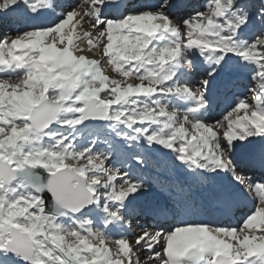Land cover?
Masks as SVG:
<instances>
[{
  "label": "snow or ice",
  "instance_id": "1",
  "mask_svg": "<svg viewBox=\"0 0 264 264\" xmlns=\"http://www.w3.org/2000/svg\"><path fill=\"white\" fill-rule=\"evenodd\" d=\"M115 3L0 0V264H264V0H204L175 20L171 0L110 19L103 10ZM85 23L99 60L73 44ZM197 55L208 69L198 85ZM105 57L124 80L104 74ZM234 58L251 98L206 119L209 78L233 88ZM87 121H103L110 139L81 143ZM154 145L170 154L162 183L148 179L160 167ZM244 200L259 204L239 229L159 226ZM138 216L152 230L133 243Z\"/></svg>",
  "mask_w": 264,
  "mask_h": 264
},
{
  "label": "rangeland",
  "instance_id": "2",
  "mask_svg": "<svg viewBox=\"0 0 264 264\" xmlns=\"http://www.w3.org/2000/svg\"><path fill=\"white\" fill-rule=\"evenodd\" d=\"M58 3H62V4H66V3H73V4H76V3H80L81 0H57ZM138 1L136 2H132V5L131 7H135V6H141V5H148V4H154V3H157V0H144L142 3L138 4L137 3ZM175 2V0H171V3L173 5V3ZM204 3V1H203ZM203 3H199L198 7L195 9V10H191V11H178L177 8L173 5V10H172V7L169 9V13L173 16V19L175 20L176 18H182V17H185L189 14H191L193 11H196V10H200L201 9V6ZM130 7V8H131ZM110 8V7H109ZM109 8L108 10L106 9L104 11V14L110 18V19H118V18H122L123 15H125L127 13V11L130 10V8H125L124 12L117 16V17H114V16H111L109 14ZM57 11H59V9H57ZM7 27L8 25L6 23H0V33L2 32H6L7 31ZM80 31H84V32H88V31H91V28L90 26L87 25V23H85L84 26H77ZM81 27V28H80ZM76 29L73 31V44L75 46L78 45V43H80V41L78 39H76L77 37V34L79 32V29ZM69 24L65 26V29L63 30L64 33H65V39H66V35L67 33L69 32ZM77 33V34H76ZM76 37V38H75ZM51 40V36L46 38V41L47 42H50ZM95 42V40L93 41ZM86 48L84 47L83 48V52L81 53H77V54H83L85 55L86 57H88L89 59H101V57L103 56V50L102 48L101 49H94V47H90L86 44L85 45ZM80 48V45L78 46ZM93 48V49H92ZM88 50V51H87ZM192 57H189V59H191ZM106 57L104 58L105 62L102 64V70L104 72V74H106L107 76H109L110 78L112 79H117V80H124L125 78H123L119 73L117 72H114L113 71V66L112 65H109L106 63ZM196 60L197 62L199 63L200 67L201 68H204L205 71L204 72H200V71H196L195 73H193V79L196 83V85L199 84V81L203 78H205L206 74H207V66L204 65L203 63V60L202 58H200L198 55L196 57ZM234 63L238 65V71H237V74H236V83H235V86L233 89H230V92L226 93L224 96H222L223 94L222 93H218L216 91H219L218 89L220 88L219 87V77H217L216 79H212V78H209V91L207 92L206 96H207V99L209 100V103H210V106H209V109H208V112H207V115H206V119H219L220 116L231 106L234 105L235 101H236V98L239 97V96H248L249 99L251 98V94L249 92H244L242 94H239V93H236L235 89L236 87L240 86V85H244L246 84V82H249V87L251 86V81H250V77H249V72L248 70L243 67L242 65H239V61H238V58H234ZM18 72H22L23 70L22 69H17ZM126 83H139V81H136L134 79V77L132 76H129L128 78H126ZM146 83V82H145ZM196 85L193 86V90H198V88L196 87ZM215 86H218L219 88H215L217 89L215 92H214V89H211V87H215ZM213 94H219V97L220 99L218 101H214L211 97V95ZM241 115L243 113H240ZM235 115L233 116V118H235ZM188 133L189 135L193 134V130L188 127ZM80 135H81V143H86L87 140L90 138V137H98L100 139H110V132L109 130L104 127V123H101V124H91V125H88L87 127H82L81 130H80ZM257 142H260L259 138H256ZM100 148H104L105 145L104 144H100L98 145ZM157 149V158H158V163L160 165L159 168L157 169H150L149 172H148V179L154 181V182H157V183H162V182H165L167 180L170 179V175H169V171H168V168L166 167L167 163H168V158L170 157V154L167 153V151L163 148H160L159 146H153ZM247 151V148L246 147H239L237 148V152H236V155H237V158H239L240 156H242L245 152ZM172 160H174V157H171ZM177 165L179 162H176ZM177 173L180 172V169L179 167H177L176 169ZM186 172V169L184 170ZM206 203H209L210 202H206ZM204 203V204H206ZM257 204H259V201L256 200L255 203L253 202L250 207H246V208H243L244 211L246 212H242L240 213L239 211L242 210L240 209L237 213V215L239 214L240 216V220L239 221H236V223H231L229 222V220H221L222 222H209L207 221L206 219V214L205 213H208L209 210H205L202 211V210H199L198 208L190 215H187V218H190V221H187V223H204V224H212V225H215V226H221V227H236L237 229H239L241 223H242V218L243 216L251 209V208H254ZM216 206V205H215ZM208 207V206H207ZM206 207V208H207ZM241 207V206H240ZM242 208V207H241ZM208 209V208H207ZM147 217H142V216H138V217H135L133 218L132 220V227L129 228L131 230V233H135V232H138V230L142 227H147V224H145V222L147 221L146 219ZM210 219H213L210 217ZM137 221V222H136ZM135 222V223H134ZM143 222L142 226L140 225L141 223ZM176 222V221H175ZM163 223V222H161ZM178 222L172 224L171 226H166V227H163L165 230H169L170 228L174 227ZM150 229V227L148 228ZM242 236V234H241ZM159 249V248H158ZM157 249V251H158ZM114 253H115V249H113ZM141 259L143 260L144 257L141 256Z\"/></svg>",
  "mask_w": 264,
  "mask_h": 264
},
{
  "label": "bare ground",
  "instance_id": "3",
  "mask_svg": "<svg viewBox=\"0 0 264 264\" xmlns=\"http://www.w3.org/2000/svg\"><path fill=\"white\" fill-rule=\"evenodd\" d=\"M122 2V0H117V3H115V4H110V5H107L105 8H104V10L106 9V8H109V10H115V8H116V6L117 5H119L120 3ZM121 6V5H120ZM103 10V11H104ZM112 12H115V11H112ZM124 12V9H123V11H122V13ZM74 23V21H71L70 23H69V28H71L72 27V24ZM78 27H76V29H77ZM81 28V27H80ZM75 29V30H76ZM79 29V28H78ZM70 30V29H69ZM76 32V31H75ZM74 32V33H75ZM73 33V34H74ZM85 32L83 31H80V29H79V32H78V34H77V38L76 39H78L79 41H80V43H78V45H77V47L80 45V49H83L84 47L86 48V44L90 47V45H89V42H88V37H85L83 34H84ZM94 41V40H93ZM74 43V42H73ZM95 44V42H93V45ZM75 46V45H74ZM94 47V46H93ZM93 49V48H92ZM94 49H95V47H94ZM88 51V50H87ZM211 97H212V99L214 100V101H218L219 99H220V97H219V94H213L212 93V95H211ZM251 201H248V200H244L243 201V203L241 204V207L238 209V210H233V211H231V212H227V211H224V210H222V209H220V208H218L217 206H215L214 204H210V206H214V207H210V210H211V212H212V214H217V215H220L221 216V219L220 220H223V218L224 217H237V213H238V211L240 210V209H243V208H246V207H250V205H251ZM207 208H209V206L207 207ZM184 219L186 220V219H188L187 218V216H184ZM214 219V218H213ZM226 220V219H225ZM228 221V220H227ZM235 221H236V219H235ZM137 222V221H136ZM135 223V222H134ZM142 224H143V222L140 224L141 226H142ZM146 224V223H145ZM162 224V223H161ZM160 224V225H161ZM150 227V229H148ZM145 229H148V230H152V228H151V225H149V224H147V227H142V228H140L139 230H138V232H135V233H131V230L130 229H128V232H127V235H128V239L131 241V242H133L134 243V241H135V238H136V236L141 232V231H143V230H145ZM160 249H158V251H159Z\"/></svg>",
  "mask_w": 264,
  "mask_h": 264
},
{
  "label": "water",
  "instance_id": "4",
  "mask_svg": "<svg viewBox=\"0 0 264 264\" xmlns=\"http://www.w3.org/2000/svg\"><path fill=\"white\" fill-rule=\"evenodd\" d=\"M103 121H87L86 124L87 125H91V124H97V123H102ZM50 199V197H49Z\"/></svg>",
  "mask_w": 264,
  "mask_h": 264
}]
</instances>
